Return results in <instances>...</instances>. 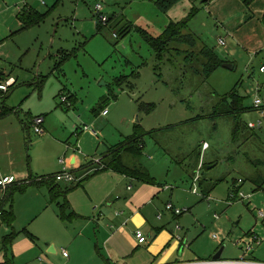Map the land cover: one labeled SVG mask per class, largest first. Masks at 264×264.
Masks as SVG:
<instances>
[{
	"label": "rangeland",
	"instance_id": "374dc122",
	"mask_svg": "<svg viewBox=\"0 0 264 264\" xmlns=\"http://www.w3.org/2000/svg\"><path fill=\"white\" fill-rule=\"evenodd\" d=\"M159 1L0 0V74L13 79L12 84L17 81L13 91L0 94V105L5 103L7 109L14 110L11 113L14 127L19 125L24 129L26 137L27 125L31 127L33 118L43 115L47 121L48 134L36 135L32 127L29 150V137L24 144L27 165L30 163L35 176L39 173L49 178L63 173L71 155L80 156L72 151L77 148L83 152L84 159L91 156L101 160L98 157L108 152L110 144L133 136L137 126L148 134H159L165 141L174 133L182 134L176 143L194 152L205 143L210 146L203 162L213 169L209 171L206 166L195 174L196 184L186 172H181V178H169V183L177 188L175 191L183 189L196 204L208 203L201 194L200 179L209 172L215 180L224 178L216 192L226 198L235 180H248L250 169L260 167H254L252 161L260 152L258 149L264 156V125L253 128L252 123L258 124L262 119L260 112L253 109L255 98L264 102V0L209 3L184 0L169 11L161 8ZM30 13L45 15V19L28 27L26 23L21 25L19 18ZM102 17L109 19L106 26ZM172 22H187L183 35H192L197 40L196 52L208 47L233 69L222 66L207 76L203 60L198 63L196 59L194 64L188 58L195 51L193 48L180 54L166 46L161 52L165 57H159L157 45L153 47L148 39L167 36ZM221 39L226 46L220 45ZM182 48L188 50L186 45ZM67 54L68 59H61ZM236 92L243 97L245 108L253 109L241 114L245 132L240 133L234 130V119L217 114L222 100ZM63 95L67 103L62 102ZM104 110L110 112L109 116H102ZM85 128L95 130L99 136H92ZM146 142L145 158L155 157L158 148L155 149L154 140L147 138ZM166 143L172 145L171 140ZM158 150L163 156L165 152ZM263 156L259 157L264 160ZM62 160L66 162L64 166ZM194 160L195 155L190 158V164ZM245 188L252 195L263 196L264 191L251 180L246 181ZM193 189L199 195L193 194ZM35 201L26 203L32 205ZM251 201L240 202L238 207L243 212H234L230 229L222 226L221 221L236 205H220L216 211L220 220L215 219V211L200 216L198 227H206H200L206 244L213 247L217 240L211 237L221 239L220 232H224L225 241L216 247L218 253L227 247L224 259L240 258L236 255L242 250L236 241L249 230L251 222H256L255 214H258L257 210L253 214L255 201L253 198ZM53 209L55 215L52 210L48 212L59 222L56 208ZM21 210L17 209V231L25 228L33 237L39 233L48 241L54 240L49 238L53 233L45 226V215L36 219L28 214L30 211ZM240 214L244 215L242 221ZM8 234L0 233V251ZM13 264L45 263L42 258H33L28 263L18 259Z\"/></svg>",
	"mask_w": 264,
	"mask_h": 264
},
{
	"label": "crops",
	"instance_id": "0c3cea01",
	"mask_svg": "<svg viewBox=\"0 0 264 264\" xmlns=\"http://www.w3.org/2000/svg\"><path fill=\"white\" fill-rule=\"evenodd\" d=\"M21 18L19 19L22 25L24 23ZM13 82L14 80H9L5 74H0V84H12ZM5 109L10 110L6 107ZM105 111L108 110H104L102 116H109V111L107 116L103 115ZM39 117L44 118L43 115ZM44 121V129L47 135L48 128H46L47 121L45 118ZM31 128L27 125L29 133ZM158 135L146 136L144 149L147 147V138H151L154 140L155 149L164 151L163 156L165 157L160 155L158 149L155 157L148 156L149 158H145L147 148L140 158H134L133 153L129 151L119 159L122 161V170L120 171L101 170L99 164H92L95 158L86 156V158L89 157V160L84 159V154L79 148L72 150L81 156L78 157L73 153L66 164L67 169L74 173L76 181L74 183H58V185L62 190L72 187V185L77 187L70 191L65 198L60 197V199L54 200L50 187L47 185L39 186L29 181L31 179L38 181L47 177L46 175L39 176V173H35V176L34 171L30 168V163L29 166L27 165L24 144L27 142V137H32L30 134L26 137L24 129L20 128L19 125L14 127L11 114L0 118V182L14 177L18 186L28 183L25 192H18L14 196L12 207L10 205L4 206L5 211L13 212L15 221L11 225L5 224L3 221L0 223V233L1 231L9 233L3 238L0 264H6L8 257L13 262L23 259L27 263L33 258L38 260L42 258L45 264H57L58 262L64 264H194L217 262L215 260L218 253L216 247L225 241L224 232H220L221 239L211 237V239L217 240V244L214 243L213 247L209 246L203 241L204 236L200 229V227L202 229L206 227L203 225L198 227L200 216L215 211V217L218 215L216 211L220 205L225 204L227 207H235L236 205L221 221L222 226H228L230 229L233 226L234 212L239 210H242L240 213L243 212V209L238 207L241 205L240 201L232 205L229 204L233 187L228 190L226 198L221 197L219 191L216 192L219 186L208 194L207 185L211 186L213 183L224 179H213L209 175L211 172L206 174L204 179L199 178L200 182H205L203 187L200 186L201 194L206 196L207 192V196L211 198L209 200L204 196V200L206 199L208 202L207 205L205 202L196 204L197 201L185 194L183 189L175 191L177 188L169 183V178L173 179L177 176L181 178L183 176L181 172H186L187 176L196 184L195 174H199L206 166L209 171L213 169L211 165H206L203 162L205 153L211 148L209 146L208 150H204L203 147H200L201 149L197 147L198 149L194 152L190 147L185 149L183 144L176 143L182 134L174 133L171 139L166 141V138L162 139ZM125 139L116 144H110L108 152L98 158L103 159L110 153L112 147L121 144ZM31 140L29 139L27 142L28 150L32 144V142L30 143ZM170 140L172 145L166 143ZM69 146L67 145L68 149ZM258 151L260 152L255 154L257 157H254L255 160L252 161L254 162L253 166H260L264 169V160L259 157L263 156L261 155L263 151L261 149ZM166 154L172 158V162ZM193 155H195V160L192 165L189 160ZM157 160L160 161L156 163ZM260 167L257 170L250 169L249 181L256 183L257 180L264 179L263 170H260ZM129 171L137 174L140 178L147 174V178L149 177L151 182L143 181V178H134L127 174L130 173ZM238 180L239 182L245 180L243 183H238L239 191L248 197L251 196L255 201L253 214L256 210L257 212L258 210L264 211V193H262L263 196L261 194H259L260 196L252 195L245 188L248 180L244 178ZM7 188L0 187V200L2 197L4 198ZM255 189L258 190L256 186ZM251 198L244 201L243 204L250 202ZM33 199H36L34 204L26 203L28 200L33 201ZM18 201L19 211L21 208H23L22 212L30 211L28 214H32L33 217L36 216V219L42 214L45 215V226L53 233L49 238L52 237L54 240L48 241L39 233L33 237L25 228L20 229L21 232L17 231L19 229L16 225ZM251 203L252 201L248 204L251 205ZM168 204L173 205L176 209L188 210V212L182 215L168 212L166 211ZM53 207L56 208L59 222L48 212L52 210L54 214ZM160 215H162L161 218ZM219 217L221 218V216ZM239 217L242 221L244 215L240 214ZM255 218L256 222L253 224L251 222L248 226L249 230L241 236L246 237L255 233L263 239L262 245L252 252L248 261L264 264V223L258 218V214H255ZM138 231H143L147 237V241L143 245L136 238ZM57 232L59 233L58 238ZM20 234L24 238H20ZM13 235L16 236L13 243L7 244L8 238ZM177 237H180V241ZM44 248L45 250H43ZM226 248H223L221 261L237 262L244 257L243 252H241L236 255V257H240L238 259H224L227 252ZM48 249L49 253L46 252ZM64 251L68 252L67 257L64 256ZM51 253L57 254V257L50 255Z\"/></svg>",
	"mask_w": 264,
	"mask_h": 264
},
{
	"label": "trees",
	"instance_id": "16d2710c",
	"mask_svg": "<svg viewBox=\"0 0 264 264\" xmlns=\"http://www.w3.org/2000/svg\"><path fill=\"white\" fill-rule=\"evenodd\" d=\"M184 0H160L159 4L161 8H165V10L171 9L172 7L178 5L179 3L183 2ZM246 1V0H244ZM247 1H252V0H247ZM45 16V15H44ZM43 15H39V14H34V13H30L28 17H22L21 20L22 22L25 24H27V27L30 25H34V24H38L40 22H43L45 17ZM187 22L184 23H175L172 22L169 26V28L166 31L167 36H161L160 38H157L155 40L153 39H148V41L152 40V45L153 47L155 45H157V47L155 48L156 51L158 49V56L164 58L165 56H163L161 54L162 50L167 46V48L170 49V51H176L180 54L188 52L189 53V48L191 50L195 49V51H191L188 54V58L191 59L192 63H196V59L198 61V63H201L203 60V68L205 70V73L207 74V76H210L211 74H213L215 71H217L216 69L222 67L224 64H226L227 62H225L223 59L220 58L219 55L215 54L214 50L209 49L208 47L204 48L203 50L201 49V51L196 52L197 49V40L194 39V37L192 35H188V34H184L183 32L186 31L187 29ZM97 27L99 32L102 31V27L101 25L97 22ZM154 41V43H153ZM187 46L188 50L183 49V46ZM193 48V49H192ZM70 57L69 54L62 56V58L68 59ZM60 58V56H59ZM200 61V62H199ZM61 68V67H60ZM17 85V81L16 83H14L13 85H11V87L8 88V91H13L14 88ZM0 94H3L0 92ZM4 95V94H3ZM222 104L221 106H219L217 108V114L219 116H225L227 118L230 119H234V130L237 133L240 132H245V128L241 123L242 120V116L241 114L249 112V110H253L250 108H245V103L243 100V97L239 94V93H234L230 98H224L222 100ZM224 108V109H223ZM222 109V110H220ZM3 111V112H2ZM14 110H6L5 109V103H3L2 105H0V118L2 117H6L8 114H11ZM216 115V114H215ZM32 121V120H31ZM32 125V123H31ZM29 130V129H28ZM28 134L29 131H28ZM148 135H153V134H148L144 131V129L141 128V126H137L136 127V132L134 133L133 136L128 137L125 139L124 142H122L121 144L112 147L110 149V153L105 156L103 159H101V170H122L121 169V160H119L124 153L126 152H132L134 158H140L141 155L144 153V146H145V138ZM31 140V138H29ZM31 143V141H30ZM107 161H110V163H107ZM93 164V163H92ZM130 172V171H129ZM126 174V173H125ZM128 175L137 178V179H142L143 181H150L151 179L148 177L147 178V174H145V177L140 178L137 174H133L132 172L127 173ZM204 179V178H203ZM32 181L33 184H37V185H47L48 187H50L51 189V195L52 198L54 200H58L60 199V197L65 198V196L72 190H74L76 187L74 185H72V187H68L67 189L65 188V190H62V188L58 185V182L52 178V176H49V178L45 177V178H41L38 181L36 180H29ZM243 182L245 180H242ZM151 182V181H150ZM223 182V179L213 183L211 186L207 185V192L208 194L217 188V186H219V184ZM31 184V182H29ZM238 183L239 180H235L234 185H233V189L232 191L235 192V190H239L238 187ZM256 183L259 186V190H263L264 191V179L262 180H257ZM201 187L204 186L205 182L201 181L200 182ZM28 188V183H23L20 186H18L17 182L8 186V188L5 191V195H4V199L3 201V205L0 208V217L2 218L3 222H5V224H13L15 219H14V214L12 211H5L4 210V206L6 205H10L12 207V203L14 200V196L18 193V192H25L26 189ZM207 192H206V196L207 197ZM205 195V194H203ZM16 236L13 235L11 237L8 238L7 240V244H12L13 241L15 240ZM6 264H13V260L10 259L9 257L7 258V262Z\"/></svg>",
	"mask_w": 264,
	"mask_h": 264
},
{
	"label": "built area",
	"instance_id": "2783aa9c",
	"mask_svg": "<svg viewBox=\"0 0 264 264\" xmlns=\"http://www.w3.org/2000/svg\"><path fill=\"white\" fill-rule=\"evenodd\" d=\"M99 10H100V8L97 9V16L100 15ZM108 20L109 19L106 17L101 18L103 26L107 25ZM219 43L222 46H226V42L224 39H221ZM263 71H264V67L262 68V72ZM7 91H8V83H6V85H5V83L0 84V92L4 94ZM255 100L256 101L254 103V109L256 111L260 112L262 119L259 121L258 124H253L252 127L253 128H261L264 125V102L259 97H256ZM67 101H68V99L63 95L62 102L67 103ZM108 113H109L108 111H105L103 113V115L107 116ZM44 124H45V121H44V118H42V117H36V118L32 119L31 127H33L36 135L42 136L46 133L45 129H44ZM84 131L87 133H90L91 135L98 136L95 130L91 131L89 128H85ZM203 148H204V150H208L209 145L207 143H205L203 145ZM60 162L62 165H64L65 161L62 160ZM93 164L101 165V160H95V161H93ZM52 178H54L58 183H65V182L74 183L76 181L74 173L71 170H68L67 168L64 169L63 173H60V174H58ZM16 182L17 181L14 177L8 178V179H5L4 181L0 182V187L7 188V186L12 185ZM239 183H243V181L240 180ZM192 192H193V194L198 195L197 189H193ZM230 194H231L230 202H229L230 205L234 204L237 201L244 202V201L251 198V196L248 197L244 193H242L241 191H239L237 189L235 190V192L231 191ZM205 198H207L209 200L211 199L209 196H207ZM166 211L175 213L177 215H182V214H185L188 212V210L176 209L171 204H168L166 206ZM159 217L161 218L162 215H160ZM258 218L264 223V211H258ZM215 219L220 220V217L218 215H215ZM177 228L180 229V227H177ZM136 238L141 245H143V243H146V241H147V237L143 231H138L136 233ZM177 239L180 241V237H177ZM214 239H219V238L217 236H214ZM262 243H263V239L258 237L255 233H252L246 237H241V238L237 239V241H236V245L242 250L243 255H244V257L241 260H239L237 262H223V261H221V262H206V263H194V264H262V263H258V262H254V261H252V262L248 261V257L252 254V252L255 251L256 248L260 247L262 245ZM64 256L65 257L68 256L67 251H64Z\"/></svg>",
	"mask_w": 264,
	"mask_h": 264
},
{
	"label": "water",
	"instance_id": "95a60500",
	"mask_svg": "<svg viewBox=\"0 0 264 264\" xmlns=\"http://www.w3.org/2000/svg\"><path fill=\"white\" fill-rule=\"evenodd\" d=\"M211 0H203V3H208V2H210ZM223 67H225V68H227V69H229V70H232L233 69V66H230V65H228V64H224L223 65ZM222 253H223V248L221 249V251L216 255V257H215V260L217 261V262H220L221 261V259H222Z\"/></svg>",
	"mask_w": 264,
	"mask_h": 264
}]
</instances>
